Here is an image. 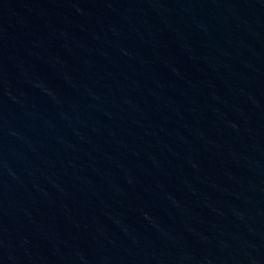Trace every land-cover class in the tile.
<instances>
[{
	"label": "water",
	"instance_id": "1",
	"mask_svg": "<svg viewBox=\"0 0 264 264\" xmlns=\"http://www.w3.org/2000/svg\"><path fill=\"white\" fill-rule=\"evenodd\" d=\"M0 264H264V0H0Z\"/></svg>",
	"mask_w": 264,
	"mask_h": 264
}]
</instances>
